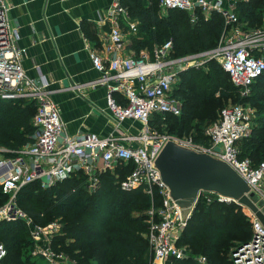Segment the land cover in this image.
Wrapping results in <instances>:
<instances>
[{"label":"built area","instance_id":"built-area-1","mask_svg":"<svg viewBox=\"0 0 264 264\" xmlns=\"http://www.w3.org/2000/svg\"><path fill=\"white\" fill-rule=\"evenodd\" d=\"M237 1L159 0L161 10H184L191 22H195L199 15L210 17L214 12L223 16L225 27L231 28V31H224L212 50L196 54L173 55L172 40L167 39L154 44L151 54L142 52L124 56L120 53L124 36L120 25L115 23L106 36L103 50L92 49L89 52L93 67L101 76L84 84L106 87V104L118 132L101 135L93 131L74 134L65 131L59 109L51 98L53 90L48 81L43 76L30 77L22 66L25 48L18 45V29L9 20L7 3L0 0V99H23L35 104L32 116L35 130L30 140L11 150L12 155L1 153L0 156V188L8 195L0 205V221L26 218L29 223L32 222L16 203L18 191L26 184L39 181L43 187H48L82 173L85 189L92 190L99 185V175L109 171L114 173L120 188L142 186L152 200L147 210L148 231L145 236L154 264L166 257L182 259L187 255V247L179 244L178 240L188 218H182L180 207L171 199L158 170L153 167L156 155L169 139L225 159L250 184L257 201L264 206V159L254 165L249 158H239L237 143L251 135L255 120L248 104L235 103L222 107L217 119L207 128V145L195 142L191 136L159 132L150 124L154 114L159 115L162 125L167 115L181 114V101L173 94L174 83L181 72L201 62H193L199 55L205 59L207 55L210 58L219 56L221 67L242 93L262 73L264 26L255 32L241 30L244 20L236 12ZM112 11L128 16L126 8L119 2H115ZM129 26L132 30L136 29L133 23ZM116 96L121 97L123 102H119ZM126 120L140 122L141 129L123 128L122 122ZM218 146L219 149H216ZM118 167L126 168L128 172L120 177ZM156 193L161 198L158 206L153 202ZM201 195L207 200L214 196L220 202L233 201L211 192H200L197 200ZM249 213L252 235L231 250L233 264H264V227L250 210ZM59 230L58 221L34 224L32 230V237L37 241L34 255L43 257L49 264H68L50 246V238ZM5 255L6 248L0 241V262ZM198 260L206 263L204 256H198Z\"/></svg>","mask_w":264,"mask_h":264},{"label":"trees","instance_id":"trees-1","mask_svg":"<svg viewBox=\"0 0 264 264\" xmlns=\"http://www.w3.org/2000/svg\"><path fill=\"white\" fill-rule=\"evenodd\" d=\"M153 1L159 9V0ZM122 2L133 16L146 23L147 44L151 45L152 41L153 44L161 43L167 39L159 41V38L175 33L177 45L172 42L173 55H179L175 52L177 50L187 54L211 47L223 29L222 16L217 12L210 17L199 15L195 22H191L184 10L169 9L166 15H152L146 9L149 7L151 11L153 4L142 0ZM236 12L240 19L258 24L264 15V0H238ZM208 67L187 68L179 74L173 94L187 111L167 115L164 125L159 121V115L154 114L150 121L154 128L180 137L184 136L181 132L193 129V140L208 144V136L200 125L206 120L217 119L218 107L223 103L217 92L228 96L227 93L239 89L221 65L210 61ZM260 78L264 79V70L249 89L253 85L256 89L263 88V82L256 83ZM116 97L123 102L121 97ZM248 97L242 96L238 103L248 104L245 101ZM230 98L235 99V94ZM34 111L32 101L0 99V146L10 150L3 154L12 155L11 150L30 140L35 130L31 123ZM194 121L196 123L192 124ZM237 145L239 158H249L254 165L264 159V114L255 117L251 135ZM117 171L120 177L128 172L121 167ZM84 180L85 176L78 173L48 187H43L39 181L31 182L18 191L16 203L33 224L45 225L58 218L60 230L50 238V246L57 253L64 252L70 264H149L151 251L145 235L148 231L147 210L152 201L150 196L142 186L120 188L114 173L109 171L99 175V185L95 189L86 190ZM212 197L211 200L203 195L198 198L178 240L187 247V255L174 259L173 264H202L195 258L196 254L206 257L204 264H233L231 250L251 237V220L248 221V216L242 212V206L235 201L220 202ZM7 198L0 188V205ZM153 202L155 206L161 202L157 193ZM0 224V241L6 248L0 264H24L18 248L19 239L28 235L25 219L2 220ZM28 259L26 261L30 264Z\"/></svg>","mask_w":264,"mask_h":264},{"label":"crops","instance_id":"crops-1","mask_svg":"<svg viewBox=\"0 0 264 264\" xmlns=\"http://www.w3.org/2000/svg\"><path fill=\"white\" fill-rule=\"evenodd\" d=\"M4 1L9 7V20L19 32L18 45L25 48L22 66L30 77L43 76L48 81L65 131L68 134L80 131L101 135L117 133L113 115L106 104V87L84 85L101 76L93 67L89 52L103 50L106 36L117 23L124 36L120 53L124 56L146 53L145 49H137L141 35H145L139 34V18L132 15L122 0ZM115 2L126 8L127 17L113 13ZM131 23L136 26L135 30L130 28ZM139 50L142 51L137 53ZM124 122L122 127L127 128L123 126ZM58 254L61 260L70 264L64 252ZM198 256L195 255L197 260ZM173 260L166 257L155 264H173ZM149 264H154L152 253Z\"/></svg>","mask_w":264,"mask_h":264},{"label":"water","instance_id":"water-1","mask_svg":"<svg viewBox=\"0 0 264 264\" xmlns=\"http://www.w3.org/2000/svg\"><path fill=\"white\" fill-rule=\"evenodd\" d=\"M8 151L0 148V153ZM169 196L181 209L182 218L191 214L200 192L228 197L248 208L264 227V206L250 184L222 157L167 140L153 161Z\"/></svg>","mask_w":264,"mask_h":264},{"label":"rangeland","instance_id":"rangeland-1","mask_svg":"<svg viewBox=\"0 0 264 264\" xmlns=\"http://www.w3.org/2000/svg\"><path fill=\"white\" fill-rule=\"evenodd\" d=\"M138 1H140V0H138ZM142 1H145V0H142ZM153 2V3H152ZM146 4H153V5H151V8H152V10L150 11V9H149V7H148V9H146L147 11H149V12H151V14L152 15H154V14H160V15H166L167 14V12H168V10H161L160 8L158 9L156 6H155V4H154V1L153 0H148L147 2H146ZM221 15V14H220ZM222 16V15H221ZM222 19H223V16H222ZM223 29H222V31H221V33H220V35L218 36V38L215 40L216 41V44H214L215 43V41L213 42V45L211 46V47H208V48H204V49H202V50H199V51H194V52H190V53H194V54H196V53H198V52H207V51H210V50H212L213 48H215L216 47V45L218 44V41L220 40V38H221V36L223 35V33H224V31H227L228 30V32H230L231 31V28L229 29V28H226L225 27V24H224V19H223ZM145 22L141 19H139V25H138V28H139V34L141 35L142 34V32L145 34V28H144V26H145V24H144ZM257 23V22H256ZM263 24V25H262ZM264 26V15H263V18L261 19V22L260 23H258V24H252L251 22H248V21H246V20H244L243 21V26H240V28H241V30H244V32L245 33H249V32H255V31H258L261 27H263ZM226 28V29H225ZM148 33H146L145 35H141L142 36V40L140 41V43L138 44V46H137V49H145V50H147V52H148V50H149V48H150V46L153 44V41H152V44L151 45H149V44H147L148 43V41H147V39H148ZM175 37V33H173V32H171V34H170V36H167V37H161V38H159V41H162V40H164V39H171L172 40V42L173 43H175V45H177V40H176V38H174ZM174 49H176V46H175V48ZM140 51H142V50H139V51H137V53H139ZM178 51V50H177ZM175 51L176 52V54H179V55H175V56H182V55H184L182 52H180V51ZM205 55V54H204ZM207 55V54H206ZM203 60V61H202ZM199 61H201L200 63H198V65L196 66V67H204V68H209L208 67V63L211 61V62H215L217 65H220V63H221V60H220V58H219V56H212L211 58L207 55V59H205L204 58V56L203 55H199V56H197L196 58H194L193 59V62H195V63H197V62H199ZM192 67H195V66H192ZM192 67H189V68H192ZM177 82L178 81H176L175 83H174V86H176L177 85ZM258 82H263V84H264V79H262V78H260L259 80H257V84H258ZM256 83H255V85H256ZM261 87H263V88H257L256 89V87H254V85L250 88V89H248L246 92H244V93H242V91L241 90H239V89H235L236 90V92H229V93H227V95L228 96H225V95H223L222 94V92H217V96L218 97H221L222 98V100H223V103H222V105L221 106H219L218 107V110L217 111H219L220 110V108L221 107H223V106H226V105H231V104H235V103H238L240 100H241V97L242 96H247V95H249L250 97H248V98H246L245 99V101H248V105L251 107V109L253 110V112H254V118L255 117H259L260 115H263L264 114V85H262ZM231 90V89H230ZM232 94H235V96H236V98L235 99H232V98H230L231 96H232ZM243 104V103H242ZM182 111L183 112H186L187 111V109L186 108H183V105H182ZM129 122H127V123H123V126L124 127H129V130H138V129H141L140 127L142 126V124L139 122V123H137V122H135V121H130V120H128ZM214 120H206L202 125H200V127H201V130H203V132H205L206 133V131H207V128L209 127V125L213 122ZM133 123V124H132ZM196 123V121H194L192 124H195ZM154 125V124H153ZM152 126V125H151ZM152 128L153 129H156V128H154L153 126H152ZM167 129V128H166ZM159 131V130H158ZM162 132H165V130L164 131H162ZM167 132V131H166ZM181 134L182 135H184V136H191V137H194V131H193V129H191V130H189V131H187V132H181ZM207 135V134H206ZM0 148H4V147H1L0 146ZM216 149H219V146L216 148ZM0 156H1V153H0ZM242 212L243 213H245V215L246 216H248V221H250L251 220V215H250V213H249V210H248V208H246L245 206H242ZM28 218V217H27ZM2 221V220H1ZM51 221H58V218L57 219H54V220H51ZM25 222H26V227H27V229H26V232H27V236H24L23 238H20L19 239V242H20V246H19V248H18V250H19V252L21 253V258L23 259L24 258V264H26V260L28 259L29 261H30V264H49L44 258H38L36 255H34V250L36 249V247H37V241H35V239L32 237V230H33V228H34V224H33V222H31V223H29L27 220H26V218H25ZM1 224H3V223H1ZM1 224H0V226H1ZM41 242H44V241H41ZM30 255L33 257V258H31L30 257ZM196 255H199V254H196ZM199 256H204V255H199ZM35 257H37V258H35ZM205 257V256H204ZM207 260V259H206ZM13 263V262H12ZM8 264H11V262L10 263H8ZM27 264H28V262H27Z\"/></svg>","mask_w":264,"mask_h":264}]
</instances>
